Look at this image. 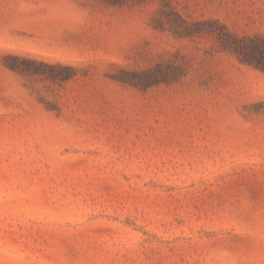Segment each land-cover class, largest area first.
Instances as JSON below:
<instances>
[{
	"label": "rangeland",
	"instance_id": "rangeland-1",
	"mask_svg": "<svg viewBox=\"0 0 264 264\" xmlns=\"http://www.w3.org/2000/svg\"><path fill=\"white\" fill-rule=\"evenodd\" d=\"M172 5L0 0V264H264V0Z\"/></svg>",
	"mask_w": 264,
	"mask_h": 264
},
{
	"label": "trees",
	"instance_id": "trees-1",
	"mask_svg": "<svg viewBox=\"0 0 264 264\" xmlns=\"http://www.w3.org/2000/svg\"><path fill=\"white\" fill-rule=\"evenodd\" d=\"M161 4L162 8L159 17L154 22V27L156 29L165 30L168 29L169 26V29L179 37H188L199 33L198 30H194V28L196 29L199 27L201 23H190L186 20L172 5V0H161ZM230 38L226 41L225 39L223 40L224 46L226 45V47H230L236 52L243 49L245 45L241 46L240 40L234 37L232 38V36ZM248 48L252 51L251 53L254 52V54H250L249 57H252L251 59L252 61H255L257 67L264 70V56L259 57V54H256L264 53V46H256L253 44V46H249Z\"/></svg>",
	"mask_w": 264,
	"mask_h": 264
}]
</instances>
